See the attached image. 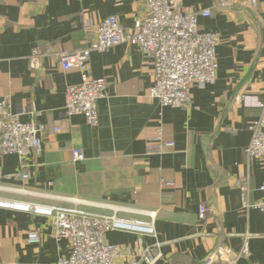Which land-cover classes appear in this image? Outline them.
<instances>
[{"label":"crops","instance_id":"0c3cea01","mask_svg":"<svg viewBox=\"0 0 264 264\" xmlns=\"http://www.w3.org/2000/svg\"><path fill=\"white\" fill-rule=\"evenodd\" d=\"M145 0H0V100L8 99L22 121L46 126L41 156H0V197L81 209L153 224L155 234L112 229L114 264H138L152 252L153 264H203L213 252L233 256L248 242L250 254L234 264H264V156L249 157V126L264 119V0L256 9L245 0H178L199 18L200 32H215L218 70L205 87L191 89L183 107L162 106L149 97L154 61L137 45L122 43L94 51L93 77L107 80L99 123L67 115L68 86L81 82L64 69L59 54L86 47L98 25L117 16L135 28ZM93 22L92 33L82 28ZM39 50V54H34ZM246 96V98H243ZM59 128V131L56 130ZM162 139L174 142L149 150ZM85 160L75 162L72 149ZM30 173L24 180L20 174ZM249 173L246 188L242 176ZM208 213L199 217L200 207ZM37 231L40 241H28ZM70 241L55 236L46 215L0 208V264H57L70 255ZM213 264H230L224 254Z\"/></svg>","mask_w":264,"mask_h":264},{"label":"built area","instance_id":"2783aa9c","mask_svg":"<svg viewBox=\"0 0 264 264\" xmlns=\"http://www.w3.org/2000/svg\"><path fill=\"white\" fill-rule=\"evenodd\" d=\"M261 0H245L248 7L256 9ZM211 10H191L180 5L178 0H145L144 11L138 17L135 28L127 31L117 16H108L98 25L94 37L88 36L84 48L59 54L64 69H77L81 82L68 86L65 94V112L67 115H82L88 124L99 123V102L107 95V80L93 77L89 61L94 51H106L119 44L137 45L144 53L153 58L155 81L149 90V97L156 99L162 106L183 107L189 104L191 89L195 86L205 87L212 84L219 67L216 47L219 36L215 32H200L199 18L209 17ZM81 28L91 34L93 22L84 20ZM34 54H39L35 50ZM246 98V96H243ZM264 108V101L258 103ZM252 131L250 144L246 148L249 157L264 156V119L255 121L249 126ZM46 126L34 121H22L20 114L12 111L8 99L0 100V156L16 154L25 167L29 155L41 156L43 152L42 133ZM59 131V128H56ZM156 143L149 145V150L162 152L174 142L162 139L159 129ZM75 162L85 160L86 155L79 148L72 149ZM3 172L0 168V178ZM26 180L30 173L22 172ZM249 173L242 176L246 188L249 185ZM264 191V185L260 187ZM264 211V198L255 204L246 203ZM0 208L46 215L52 219L55 236L70 241L71 251L67 257H61L57 264H114L119 254L117 245L107 242L105 233L112 229L137 230L155 234L151 224H135L116 216H107L87 211L78 206L65 207L47 205L0 197ZM208 208L200 207L199 217L205 218ZM28 241L37 243L40 234L37 231L28 233ZM228 256L230 264L241 257L249 256L248 242L241 252L231 256L229 251L220 249L208 256L203 264H213L221 256ZM156 257L152 252L142 254L141 260L153 264ZM132 258L129 264H138Z\"/></svg>","mask_w":264,"mask_h":264}]
</instances>
